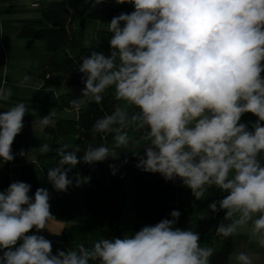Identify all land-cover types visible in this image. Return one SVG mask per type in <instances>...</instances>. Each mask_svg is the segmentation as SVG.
Listing matches in <instances>:
<instances>
[{"label":"clouds","instance_id":"clouds-1","mask_svg":"<svg viewBox=\"0 0 264 264\" xmlns=\"http://www.w3.org/2000/svg\"><path fill=\"white\" fill-rule=\"evenodd\" d=\"M116 3H129L134 10L108 22L109 53L92 50L78 68L82 96L99 104L105 91L114 88L116 99L125 102L91 128L93 137L114 133L113 146L90 143L81 157L78 146L58 147L60 160L48 169V181L57 192H67L74 180L79 187L81 178L69 177L78 163L119 159L115 149L133 143L128 130L142 131L147 142L143 154L131 151L137 169L159 173L165 181L179 179L196 200L211 188L226 193L208 204L228 221L216 226V234L228 238L248 229L250 238L264 247V0ZM30 79L25 75L18 86H27ZM11 96L10 88L0 87V101ZM70 103L80 107L78 99ZM129 106L138 111L130 113ZM27 112L24 103L0 112L3 163L15 159L12 145ZM245 113L258 118L251 129L240 122ZM55 115L53 110L41 117V126H51ZM40 150L46 153L49 146ZM20 155L26 154L21 150ZM109 169L113 175L118 170L115 164ZM30 190V184L15 181L0 191V264H211L214 249L201 246L200 233L176 227L179 210L134 235L53 254L52 242L40 234L51 232L48 225L56 219L50 193L41 187L31 196ZM231 259L253 264L246 252Z\"/></svg>","mask_w":264,"mask_h":264},{"label":"trees","instance_id":"trees-1","mask_svg":"<svg viewBox=\"0 0 264 264\" xmlns=\"http://www.w3.org/2000/svg\"><path fill=\"white\" fill-rule=\"evenodd\" d=\"M86 4V0L49 1L41 8L40 19L18 21L17 38L38 40L44 45L34 68L36 76L45 79L52 73H60L66 92L57 97L56 106L75 113V118H56L51 126L44 127V133L50 137L51 143L49 151L37 160L46 176L49 168L58 165L60 156L56 149L64 144L68 145V150L78 146V157L83 155L90 143L93 146L103 144L112 147L114 133H100L93 137L91 128L98 118L111 114L117 104L125 103L116 99L114 88L105 91L99 104L90 96L81 95L83 74L78 72V68L81 58L90 52L84 43ZM94 10L97 16L111 20L122 12L130 13L131 5L117 4L116 0H101L94 5ZM111 35L108 29L95 31L93 43L98 52L109 51ZM73 99L79 100L78 109L70 103ZM83 99L88 100L84 102ZM128 110L130 113L138 111L134 106H129ZM34 119L33 114L27 115V123ZM128 134L133 143L128 149H115L119 159L109 158L93 165L81 161L69 173L70 178H81L79 187L75 186L74 180L67 192H57L55 189L49 192L51 213L56 221L66 224L60 240H50L53 254L57 249L73 250L77 244L91 247L102 238L134 235L145 225L171 219V211L179 210L181 216L176 227L199 232L201 246L214 249L211 264H227L233 236L222 238L216 234V226L223 221L225 213L213 214L208 209L209 203L223 198L226 193L211 188L203 200H196L191 190L183 186L179 179L175 182L165 181L159 173L137 169V158L131 151H139L142 155L141 147L147 142L142 139V131L129 129ZM125 159L128 160L127 164L123 163ZM261 160L264 162V159ZM110 164L117 166L115 175L109 169ZM88 177L90 181L85 179ZM11 183L9 164H0V191L6 190ZM201 215L204 219L200 218Z\"/></svg>","mask_w":264,"mask_h":264},{"label":"rangeland","instance_id":"rangeland-1","mask_svg":"<svg viewBox=\"0 0 264 264\" xmlns=\"http://www.w3.org/2000/svg\"><path fill=\"white\" fill-rule=\"evenodd\" d=\"M49 1L54 0H0V87L10 88L12 96L8 101H0V112H4L17 103H24L27 113L23 118V124L27 125L18 134L12 145L15 159L10 164L12 182L22 181L31 185L29 194H34L38 188H46L49 192L54 191L48 181L42 167L38 163V157L45 154L41 147L47 144L50 147L51 139L44 133V127L40 124L41 117L55 111L56 118H75L72 110L62 109L56 106V99L66 92V87L60 73H52L47 79H39L34 68L40 55L43 53V43L38 40L19 39L16 36L19 20L40 19L41 8ZM60 1V0H56ZM88 2V1H86ZM94 1L86 4L84 12L85 46L89 51L97 48L93 43V36L97 29H107L105 25L97 27V15L94 10ZM134 10V9H133ZM101 23L111 20L99 18ZM109 51L104 52L107 55ZM29 75L31 79L27 86H18L21 79ZM88 99H83L87 101ZM33 114L35 119L27 123V115ZM255 118L252 113H245ZM258 119V118H257ZM21 150L26 155L21 156ZM264 157L262 155L260 158ZM2 162V158H0ZM64 225H66L64 223ZM55 233L54 231H51ZM48 230L41 232L51 241H59L60 234L55 235ZM56 233H59L57 231Z\"/></svg>","mask_w":264,"mask_h":264},{"label":"crops","instance_id":"crops-1","mask_svg":"<svg viewBox=\"0 0 264 264\" xmlns=\"http://www.w3.org/2000/svg\"><path fill=\"white\" fill-rule=\"evenodd\" d=\"M94 0H91L87 2V4H91ZM131 5V4H130ZM133 11V6L131 5V12ZM85 18V17H84ZM98 20L97 27H100V25H105V28L108 29V23H101L100 19L101 17L97 16ZM85 24V19H84ZM264 75V73H262ZM48 78V77H47ZM45 78V79H47ZM257 120V117H256ZM241 123H245L249 126L251 129L252 123L255 122V118L251 115L244 114L241 118ZM27 125V124H26ZM264 159V157L260 158ZM0 164H8V163H1ZM10 166V164H9ZM10 170V168H9ZM64 223L60 221H51L48 225V228L50 231H54L55 233L59 231L61 234V231L64 227ZM248 229H243L240 232H238L236 235L233 236L232 240V250H231V257H235L236 254L239 252H246L253 258V264H264V247H261L255 240L251 239ZM41 234V233H40ZM227 264H235L234 259L229 258V261Z\"/></svg>","mask_w":264,"mask_h":264},{"label":"built area","instance_id":"built-area-1","mask_svg":"<svg viewBox=\"0 0 264 264\" xmlns=\"http://www.w3.org/2000/svg\"><path fill=\"white\" fill-rule=\"evenodd\" d=\"M86 1H88V2H89V1H91V0H86Z\"/></svg>","mask_w":264,"mask_h":264}]
</instances>
